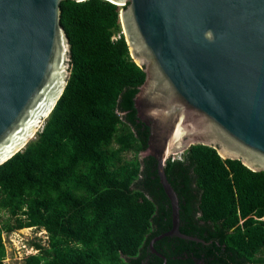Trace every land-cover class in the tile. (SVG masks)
Segmentation results:
<instances>
[{
    "label": "trees",
    "instance_id": "obj_1",
    "mask_svg": "<svg viewBox=\"0 0 264 264\" xmlns=\"http://www.w3.org/2000/svg\"><path fill=\"white\" fill-rule=\"evenodd\" d=\"M108 0H61L70 45L62 94L35 137L0 164L2 231L44 229L22 264H163L150 241L172 226L148 127L133 98L145 73ZM127 153L130 156H127ZM179 230L153 242L165 264H264V171L191 145L166 159Z\"/></svg>",
    "mask_w": 264,
    "mask_h": 264
},
{
    "label": "water",
    "instance_id": "obj_2",
    "mask_svg": "<svg viewBox=\"0 0 264 264\" xmlns=\"http://www.w3.org/2000/svg\"><path fill=\"white\" fill-rule=\"evenodd\" d=\"M83 1V0H74ZM145 79L133 101L148 127L141 155L155 158L171 204L165 235L179 230V206L164 164L191 145L216 149L264 171V0H108ZM61 0H0V164L21 150L49 115L69 75Z\"/></svg>",
    "mask_w": 264,
    "mask_h": 264
},
{
    "label": "rangeland",
    "instance_id": "obj_3",
    "mask_svg": "<svg viewBox=\"0 0 264 264\" xmlns=\"http://www.w3.org/2000/svg\"><path fill=\"white\" fill-rule=\"evenodd\" d=\"M34 137L35 135L32 138ZM180 154L181 153H177L173 155V157L177 158ZM127 156H130V154L127 153ZM2 238L6 248V257L3 260L5 264H22L26 254L36 252L34 251L35 249L32 245V241H38L42 245H46L47 240L42 230L28 227L14 229L9 233L2 231Z\"/></svg>",
    "mask_w": 264,
    "mask_h": 264
},
{
    "label": "built area",
    "instance_id": "obj_4",
    "mask_svg": "<svg viewBox=\"0 0 264 264\" xmlns=\"http://www.w3.org/2000/svg\"><path fill=\"white\" fill-rule=\"evenodd\" d=\"M28 228H32V229H36L35 227H28ZM39 230H42L44 233H45V235H46V239H47V234H46V231L44 230V229H39ZM35 249V248H34ZM32 250H33V248H32ZM34 251H37L36 249L34 250ZM31 253H35V252H31ZM30 254V253H29ZM27 255V254H26Z\"/></svg>",
    "mask_w": 264,
    "mask_h": 264
},
{
    "label": "bare ground",
    "instance_id": "obj_5",
    "mask_svg": "<svg viewBox=\"0 0 264 264\" xmlns=\"http://www.w3.org/2000/svg\"><path fill=\"white\" fill-rule=\"evenodd\" d=\"M175 155V154H174Z\"/></svg>",
    "mask_w": 264,
    "mask_h": 264
}]
</instances>
